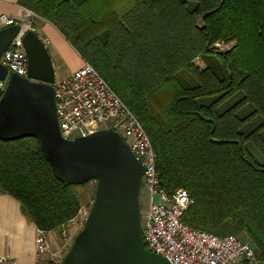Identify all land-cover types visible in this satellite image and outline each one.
<instances>
[{
	"label": "trees",
	"instance_id": "obj_1",
	"mask_svg": "<svg viewBox=\"0 0 264 264\" xmlns=\"http://www.w3.org/2000/svg\"><path fill=\"white\" fill-rule=\"evenodd\" d=\"M18 4L53 25L135 115L160 188L193 201L183 221L244 234L264 264V163L250 150L264 157V0ZM77 187L55 179L36 139L0 141V194L38 231L60 232L78 214Z\"/></svg>",
	"mask_w": 264,
	"mask_h": 264
},
{
	"label": "water",
	"instance_id": "obj_2",
	"mask_svg": "<svg viewBox=\"0 0 264 264\" xmlns=\"http://www.w3.org/2000/svg\"><path fill=\"white\" fill-rule=\"evenodd\" d=\"M18 33L17 25L0 31V58ZM22 45L27 77L11 74L8 78L0 99V141L34 138L59 182L74 186L96 182L84 225L61 264H169L144 246L141 163L111 129L64 139L56 116L50 55L32 30L23 35ZM6 76L0 63V80Z\"/></svg>",
	"mask_w": 264,
	"mask_h": 264
},
{
	"label": "built area",
	"instance_id": "obj_3",
	"mask_svg": "<svg viewBox=\"0 0 264 264\" xmlns=\"http://www.w3.org/2000/svg\"><path fill=\"white\" fill-rule=\"evenodd\" d=\"M26 17L35 15L26 11ZM19 26V33L3 52L0 63L7 76L0 80V99L5 92L11 74L27 77V57L22 37L30 24L0 15V31ZM43 44L46 41H42ZM55 110L61 136L66 140L83 138L100 130L116 132L141 163L144 174L142 187L147 191V204L141 219L143 242L150 253L166 259L169 264H238L253 262L255 250L233 235L217 236L191 228L183 221L188 207L193 203L184 189L170 193L160 188L156 176V154L150 140L135 115L123 104L97 71L83 64L69 76L53 84ZM158 202H154V197ZM83 211L61 227L59 233L65 238L72 227L83 223ZM87 217V216H86ZM82 220V221H80ZM86 220V219H85ZM46 233L38 231L36 242L37 264H60L43 259L50 252ZM0 264H16L14 260L0 255Z\"/></svg>",
	"mask_w": 264,
	"mask_h": 264
},
{
	"label": "crops",
	"instance_id": "obj_4",
	"mask_svg": "<svg viewBox=\"0 0 264 264\" xmlns=\"http://www.w3.org/2000/svg\"><path fill=\"white\" fill-rule=\"evenodd\" d=\"M18 1L0 0V15L30 24L29 30L34 31L41 41H46L44 46L50 55L55 81L64 79L85 64L53 25L37 16L27 18L26 10ZM37 236V228L23 216L19 202L0 194V255L16 264H37Z\"/></svg>",
	"mask_w": 264,
	"mask_h": 264
},
{
	"label": "rangeland",
	"instance_id": "obj_5",
	"mask_svg": "<svg viewBox=\"0 0 264 264\" xmlns=\"http://www.w3.org/2000/svg\"><path fill=\"white\" fill-rule=\"evenodd\" d=\"M36 16V15H35ZM33 18V17H32ZM234 45V42H230L227 44L224 43H217L214 45V47L221 51V50H227L230 47H232ZM253 156L255 157L256 161H258L260 164L264 163V157L260 156L257 152H255L253 149H250ZM95 188H96V182L95 181H90L89 183H86L84 185L78 186L77 188H75L77 195L79 197V201H80V210L83 211V222L86 219V216L88 214V211L93 203V199H94V194H95ZM182 189V188H181ZM147 191L144 189V187L141 188L140 191V196H139V205H140V211H141V217H144L145 211H146V204H147ZM154 202L157 203L158 202V198L155 196L154 197ZM82 221V220H80ZM82 224V223H81ZM81 224L76 225L75 227H72L71 229H67L68 231L70 230V232L68 233V235L63 238L62 233H59V231L56 232H44L46 233L45 235L48 237V241H49V245H50V252L42 257L43 259H52L54 261L57 262H62L65 254L67 253V251L69 250L74 237L78 234V232L82 229L83 225L81 226ZM84 224V223H83ZM235 236L237 239H239L242 242H245L247 244H249L251 247H253V249L255 250V253L257 256H255V260L253 262H239L238 264H263L261 263L257 257H259L260 252L259 250L255 247V245L251 242L250 239H248L244 234L241 235H233Z\"/></svg>",
	"mask_w": 264,
	"mask_h": 264
}]
</instances>
